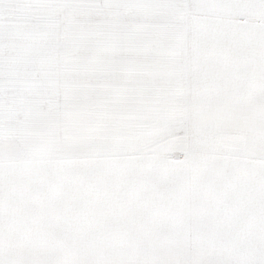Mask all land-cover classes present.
Instances as JSON below:
<instances>
[{
    "label": "snow or ice",
    "instance_id": "snow-or-ice-1",
    "mask_svg": "<svg viewBox=\"0 0 264 264\" xmlns=\"http://www.w3.org/2000/svg\"><path fill=\"white\" fill-rule=\"evenodd\" d=\"M0 264H264V0H0Z\"/></svg>",
    "mask_w": 264,
    "mask_h": 264
}]
</instances>
